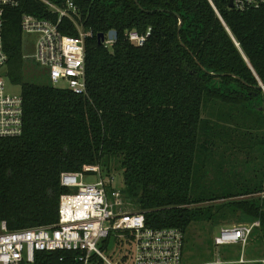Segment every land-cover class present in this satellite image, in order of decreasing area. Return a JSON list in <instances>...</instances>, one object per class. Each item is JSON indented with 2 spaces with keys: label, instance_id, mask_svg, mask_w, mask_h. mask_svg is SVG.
I'll list each match as a JSON object with an SVG mask.
<instances>
[{
  "label": "trees",
  "instance_id": "trees-1",
  "mask_svg": "<svg viewBox=\"0 0 264 264\" xmlns=\"http://www.w3.org/2000/svg\"><path fill=\"white\" fill-rule=\"evenodd\" d=\"M75 2L93 31L87 94L53 85L47 73L45 83L27 78L21 16L47 9L24 0L9 10L5 73L21 88L24 132L0 138V231L2 222L11 231L57 223L62 172L100 165L108 178L123 171L120 190L149 227L180 228L185 245L200 222H259L253 233L264 240V5ZM67 25L65 33L78 35ZM113 29L116 42L99 43ZM149 29L141 46L127 37ZM111 240L131 245L129 237ZM35 264L79 263L71 252L43 251Z\"/></svg>",
  "mask_w": 264,
  "mask_h": 264
},
{
  "label": "built area",
  "instance_id": "built-area-1",
  "mask_svg": "<svg viewBox=\"0 0 264 264\" xmlns=\"http://www.w3.org/2000/svg\"><path fill=\"white\" fill-rule=\"evenodd\" d=\"M23 1L0 0V138L18 137L24 132L22 94L7 90L8 54L4 44L9 10L21 8ZM39 1L47 9L46 16L31 13L21 16L23 35L30 34L35 38L32 52L24 51V58L44 69L53 85L63 83L64 88L77 94H87L86 41L93 36V31L85 28L75 0ZM262 5L264 0H233L232 8L249 11ZM65 21L67 26L76 28L78 35L64 32ZM149 35L150 29L145 34L136 30L127 33L128 39L138 46L143 45ZM116 40L106 34L102 44L110 47ZM91 172L98 174L97 181H86ZM60 179L67 191L60 198L58 222L13 231L2 222L0 264H35L37 254L43 251L71 252L79 264H185L184 231L176 227H149L144 213L131 210L122 191L111 186L114 177H103L100 165L64 171ZM257 224L223 226L214 242L216 245L241 244L245 247ZM112 234L131 239V245L118 262L105 254L108 248L105 242ZM241 262L245 263L243 255ZM260 262L264 264V259Z\"/></svg>",
  "mask_w": 264,
  "mask_h": 264
},
{
  "label": "rangeland",
  "instance_id": "rangeland-1",
  "mask_svg": "<svg viewBox=\"0 0 264 264\" xmlns=\"http://www.w3.org/2000/svg\"><path fill=\"white\" fill-rule=\"evenodd\" d=\"M24 51L31 53L35 38L33 35L24 34ZM27 78L38 83H45L47 79L46 72L32 60L27 64ZM60 83L58 86H63ZM7 90L11 93L19 94L20 85L7 80ZM105 179H109L103 173ZM115 188L121 189L124 183L123 171H113ZM99 178L96 173H88L86 181L94 182ZM132 210V209H131ZM259 223V222H257ZM236 221H225L221 224H212L211 222H200L192 225L186 234L185 245V264H256L264 259V240H261L258 232L252 233L245 247L241 244L216 245L215 237L220 233L221 228L227 225H238ZM245 224V223H242ZM126 244L120 245L115 240L108 243L105 254L114 262H118L125 253ZM244 256L245 263L241 262V256Z\"/></svg>",
  "mask_w": 264,
  "mask_h": 264
},
{
  "label": "water",
  "instance_id": "water-1",
  "mask_svg": "<svg viewBox=\"0 0 264 264\" xmlns=\"http://www.w3.org/2000/svg\"><path fill=\"white\" fill-rule=\"evenodd\" d=\"M136 2H138V0H135ZM229 6L230 7H233V0H229ZM181 24H182V20H180V26H181ZM109 37L110 38H114V39H117L118 38V31L117 30H115V29H113V30H111L109 33ZM97 37H98V41H99V43H102L103 41H104V39H105V34L104 33H99L98 35H97ZM183 45H184V43H183ZM214 74V73H213ZM225 75V74H224ZM233 76H236L237 78H239V79H241L239 76H237V75H235V74H232ZM244 81V80H243ZM259 87L260 88H262L263 90H264V84L263 83H260V85H259Z\"/></svg>",
  "mask_w": 264,
  "mask_h": 264
}]
</instances>
